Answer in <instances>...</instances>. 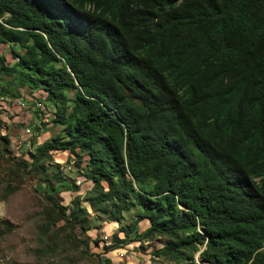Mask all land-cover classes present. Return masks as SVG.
I'll use <instances>...</instances> for the list:
<instances>
[{"label":"trees","instance_id":"1","mask_svg":"<svg viewBox=\"0 0 264 264\" xmlns=\"http://www.w3.org/2000/svg\"><path fill=\"white\" fill-rule=\"evenodd\" d=\"M0 43V78L44 94L65 136L12 163L67 151L96 214L141 208L106 251L163 235L175 264H264V0H0ZM48 196L90 230L80 201Z\"/></svg>","mask_w":264,"mask_h":264},{"label":"rangeland","instance_id":"2","mask_svg":"<svg viewBox=\"0 0 264 264\" xmlns=\"http://www.w3.org/2000/svg\"><path fill=\"white\" fill-rule=\"evenodd\" d=\"M1 53L10 64L16 58L8 44L0 43ZM9 77L0 78V136L10 137L9 148L12 150L11 155L8 154L0 142V264H175L155 253L167 244L168 239L163 235L121 244V248L106 251L105 247L109 245L123 243L121 239L126 230H130L129 237L135 235L136 231L130 225L134 213L141 212V208L135 206L123 212L122 217L118 215V221L112 220L117 216L96 214L85 202L92 183L81 176L76 155L55 151L51 162L45 161L44 170L40 171L30 167L22 170L12 163L22 157L29 160V153H35V148L43 142L65 136L59 125H53L54 108L45 100L44 94L39 90L29 92L26 86L18 88L16 81ZM2 87L9 93L3 92ZM18 90L20 98L13 96ZM65 94L67 98L72 97V91ZM53 173L62 177L64 184H55ZM61 185L77 186V190H64ZM50 194L63 205L80 201L86 207L90 230L83 232L80 224L73 228L59 218ZM145 222H138L139 232L146 229ZM101 257L107 261H102ZM198 259L195 254L196 263Z\"/></svg>","mask_w":264,"mask_h":264},{"label":"crops","instance_id":"3","mask_svg":"<svg viewBox=\"0 0 264 264\" xmlns=\"http://www.w3.org/2000/svg\"><path fill=\"white\" fill-rule=\"evenodd\" d=\"M120 251H124V252H125V250H124V249H120Z\"/></svg>","mask_w":264,"mask_h":264},{"label":"built area","instance_id":"4","mask_svg":"<svg viewBox=\"0 0 264 264\" xmlns=\"http://www.w3.org/2000/svg\"><path fill=\"white\" fill-rule=\"evenodd\" d=\"M21 105L23 106L24 104H23V103H21ZM106 244H108V243H106Z\"/></svg>","mask_w":264,"mask_h":264}]
</instances>
